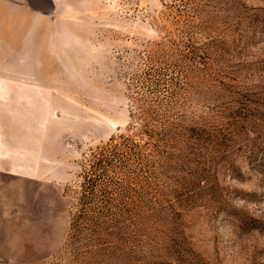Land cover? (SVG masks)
<instances>
[{
    "label": "rangeland",
    "instance_id": "rangeland-1",
    "mask_svg": "<svg viewBox=\"0 0 264 264\" xmlns=\"http://www.w3.org/2000/svg\"><path fill=\"white\" fill-rule=\"evenodd\" d=\"M254 18H264V0H0V201L24 213L17 223L28 234L19 259L0 264H92L66 244L89 154L129 133L144 86L149 97L168 95L169 56L184 38L215 42L206 74L224 87L202 88L190 110L219 114L236 171L219 167L217 181L247 223L194 207L177 234L165 228L161 252L183 250L178 264H264V23ZM38 221L52 224V240L64 233L55 251L34 252L48 240L30 236Z\"/></svg>",
    "mask_w": 264,
    "mask_h": 264
},
{
    "label": "trees",
    "instance_id": "trees-1",
    "mask_svg": "<svg viewBox=\"0 0 264 264\" xmlns=\"http://www.w3.org/2000/svg\"><path fill=\"white\" fill-rule=\"evenodd\" d=\"M198 21L195 15L189 25ZM250 23L254 27L264 18ZM181 42L178 56H169L176 77L168 95L149 97L152 90L144 86L148 94L138 91L133 99L129 133L111 137L89 154L76 202L69 208L66 244L75 245L77 254L92 264H111L124 256L133 260L115 264H178L176 256L185 252H161V235L166 237L165 228L170 236L177 234L178 219L197 206L216 207L214 215L222 212L247 223L244 213L228 209L217 181L219 167L236 171L229 161L233 152L223 145L226 133L219 114L190 110L202 103V88L224 87L206 74L214 62L215 42ZM245 152L249 163L257 162L256 148Z\"/></svg>",
    "mask_w": 264,
    "mask_h": 264
},
{
    "label": "crops",
    "instance_id": "crops-1",
    "mask_svg": "<svg viewBox=\"0 0 264 264\" xmlns=\"http://www.w3.org/2000/svg\"><path fill=\"white\" fill-rule=\"evenodd\" d=\"M2 172V169L0 168ZM0 172V173H1ZM9 175L13 176V173H9ZM11 176V177H12ZM26 177V176H25ZM31 178H36L32 177ZM10 194V193H8ZM3 196V192L0 191V199ZM10 195L6 194V198L9 199ZM0 262H14L19 259L20 251H24L27 245V227L24 225L23 227L18 225L17 221L21 220L20 214L22 211H18L17 207L14 206L11 200H5L4 203L0 201ZM24 214V213H23ZM26 222V219L24 220ZM45 221H38L35 223L36 227L35 230H38L37 233L31 234L32 238H38L44 240L48 238L47 241L44 240V244L40 247L36 246L34 249L35 253L41 252H53L59 247V240L63 238L64 233L55 234V240H52V234L50 233L53 230V226L50 223L49 225L44 223ZM47 231V235L44 234L42 231ZM21 246L24 247L21 250ZM40 260V259H38Z\"/></svg>",
    "mask_w": 264,
    "mask_h": 264
}]
</instances>
